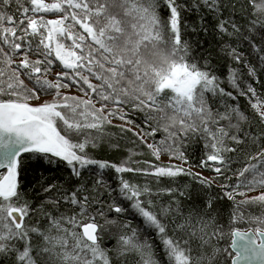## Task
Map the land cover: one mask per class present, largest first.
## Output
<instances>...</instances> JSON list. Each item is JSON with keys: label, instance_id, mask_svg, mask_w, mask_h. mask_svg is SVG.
<instances>
[{"label": "snow or ice", "instance_id": "obj_1", "mask_svg": "<svg viewBox=\"0 0 264 264\" xmlns=\"http://www.w3.org/2000/svg\"><path fill=\"white\" fill-rule=\"evenodd\" d=\"M0 264H264V0H0Z\"/></svg>", "mask_w": 264, "mask_h": 264}, {"label": "trees", "instance_id": "obj_2", "mask_svg": "<svg viewBox=\"0 0 264 264\" xmlns=\"http://www.w3.org/2000/svg\"><path fill=\"white\" fill-rule=\"evenodd\" d=\"M187 3H189V4L192 3V0H187ZM186 16H187L186 22L190 26H195L197 24L199 17L195 11L186 13ZM184 38L191 42V45H192L191 55L193 58L200 60L202 62L203 58H208L209 54H211L214 61L219 59V57H218V51H219L218 45H217V41H216V38L214 35H206L204 32H192L191 28H190L188 30V32L186 33ZM222 79H223V77H222ZM225 86L227 87V85H225ZM241 104H246V101L243 98H241ZM136 119H138V118H136ZM116 121H119V120H116ZM107 131L115 134L112 138V142H116V140L119 139L120 134H119L118 129L108 128ZM120 143H121V148L119 151L110 149L108 147L107 142L102 144L100 149L95 150L97 155H98V158L108 159L112 162H118L119 160L126 158L127 147H130L131 145H126V141H121ZM200 147H201L200 144L189 145V147H188L189 155L193 156L194 158L198 157L200 154V152H199ZM164 163H168V162H164ZM176 163H178V162H176ZM204 173L207 174L208 176L212 175V173H210L207 170H205ZM53 175H59V173H53ZM64 175L66 176L67 173H64ZM138 179L140 180L141 183L144 182L143 177H139ZM190 180H191L190 177L184 178V180H182L181 183L183 184V183L188 182ZM213 189H214V193L220 192L219 187L216 185L213 186ZM220 195H223V193L220 192Z\"/></svg>", "mask_w": 264, "mask_h": 264}, {"label": "rangeland", "instance_id": "obj_3", "mask_svg": "<svg viewBox=\"0 0 264 264\" xmlns=\"http://www.w3.org/2000/svg\"><path fill=\"white\" fill-rule=\"evenodd\" d=\"M113 123H114V124H119V123H121V122L114 120ZM163 162H168V159L165 157L164 160H163ZM174 163H176V162L174 161ZM194 170H197V169H194ZM203 174H204L205 176H208V175L205 174V173H203Z\"/></svg>", "mask_w": 264, "mask_h": 264}]
</instances>
